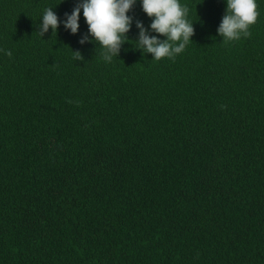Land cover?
<instances>
[{
    "label": "trees",
    "instance_id": "16d2710c",
    "mask_svg": "<svg viewBox=\"0 0 264 264\" xmlns=\"http://www.w3.org/2000/svg\"><path fill=\"white\" fill-rule=\"evenodd\" d=\"M79 2L0 0V264H264V0L225 43L224 0H181L182 54L133 25L111 62L82 12L39 33Z\"/></svg>",
    "mask_w": 264,
    "mask_h": 264
},
{
    "label": "clouds",
    "instance_id": "9594fccd",
    "mask_svg": "<svg viewBox=\"0 0 264 264\" xmlns=\"http://www.w3.org/2000/svg\"><path fill=\"white\" fill-rule=\"evenodd\" d=\"M138 2L142 11L151 19L147 27L143 21L130 14ZM224 2L225 14L217 28L222 43L250 37V28L259 16L257 0ZM53 8H46L40 18L41 36L49 29L52 34L57 33L61 25L66 32L76 35L80 29L82 12L88 31L78 43L81 46L98 45L105 62H111L114 57L119 56L122 46L130 41L128 34L133 25L137 29V39L133 41V47L142 56L150 54L155 61L174 60L184 52L194 35V22L190 20L191 10L181 0H80L70 13H65L63 20ZM74 53L78 54L79 59H83L79 52ZM4 54L9 57L12 55L11 51Z\"/></svg>",
    "mask_w": 264,
    "mask_h": 264
}]
</instances>
